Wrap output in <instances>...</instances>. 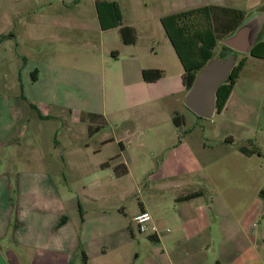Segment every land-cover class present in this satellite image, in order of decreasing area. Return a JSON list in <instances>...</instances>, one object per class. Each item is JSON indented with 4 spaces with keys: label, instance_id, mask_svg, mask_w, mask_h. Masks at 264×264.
Returning a JSON list of instances; mask_svg holds the SVG:
<instances>
[{
    "label": "crops",
    "instance_id": "obj_1",
    "mask_svg": "<svg viewBox=\"0 0 264 264\" xmlns=\"http://www.w3.org/2000/svg\"><path fill=\"white\" fill-rule=\"evenodd\" d=\"M105 1L117 4L122 25L134 28L137 40L126 45L120 27L102 29L96 10L101 41L105 45L115 41L102 56L118 60L124 49H133L127 56L135 64L117 71L104 87L109 94V111L88 112L85 117L97 116L99 125L104 120V127L89 136H98L110 127L111 135L101 145L117 144L120 152L107 160L101 159L100 154L94 157V170L99 171L100 177H113L117 181L125 176L140 179L138 184L135 181L137 205L124 204L131 194L126 189L112 192L108 186L99 187L104 204H110V210H115L117 215L106 221L107 228L91 231L89 220L84 217L77 222L69 219L59 224L62 195L67 192L57 185V174L60 175L57 167L51 172L53 176L43 173L44 181L41 178L35 186H32L31 173L1 168L0 255L5 264H84L83 254L85 264H264V130L260 124L264 91L255 90L256 84L264 89V59L247 55L246 65L225 107L207 119L211 121L210 131L216 132V136L203 131L199 140L190 141V131L185 130V125L176 127L172 119L175 112L183 115L179 105L184 104L187 90L182 82L184 68L161 23L164 16L206 5L237 8L248 16L264 10V0H251L248 9L236 6L232 0H191L186 6L174 7L154 17L148 16L150 13L144 15L148 11L147 0H124L123 4L131 12L127 23L123 21L121 1ZM58 17L63 18L61 14ZM155 18L158 19L153 23ZM158 25L165 33L166 57L157 65L139 63L136 44L144 34L149 38L155 31L160 32ZM145 69H160L164 76L155 82H146L142 76ZM39 71L36 67L30 72L34 83L40 80ZM167 72L176 79L174 86L166 82ZM245 73L250 81L249 90L239 92L237 88ZM9 92L0 93V155L15 146V136L30 117L53 118L48 113L42 114L27 94ZM257 99L261 101L258 104ZM144 118H148V126H154L153 143L169 147L152 168L124 156L125 142L134 140L138 128H147ZM161 122L166 125L156 126ZM56 142V146H63L59 140ZM96 152L101 153L102 149L97 148ZM25 159L31 162L30 157ZM61 160L67 164L66 158ZM117 167H121V173ZM192 194L197 195L188 198ZM142 211L152 216L157 234L144 237L137 234L134 217Z\"/></svg>",
    "mask_w": 264,
    "mask_h": 264
},
{
    "label": "rangeland",
    "instance_id": "obj_2",
    "mask_svg": "<svg viewBox=\"0 0 264 264\" xmlns=\"http://www.w3.org/2000/svg\"><path fill=\"white\" fill-rule=\"evenodd\" d=\"M120 1L123 21L127 23L131 19V12L123 4L124 0ZM147 1L148 11L144 15L150 13L148 16L154 17L168 13L174 7L186 6L191 0ZM232 1L244 9H248L251 2ZM59 14L63 18H59ZM157 19H153V23ZM144 27L143 24L142 30ZM158 28L160 32L155 31L149 38L143 32L144 35L138 40L135 55L139 63L157 65L166 57L163 43L165 33L161 25ZM0 35H9L10 38L0 44V93L8 90L25 93L41 108L42 114L48 113L53 117L35 120L33 116L26 120L25 127L14 138L15 146L5 149L0 155L3 157L0 159V169L15 168L21 173H31L32 186H35L41 182V178L44 181L43 173L53 176L51 172L57 167L56 171L60 173L57 174V185L67 192L62 195L63 211L59 224L69 219L77 222L84 217L86 221L89 220L91 231L94 228V232L96 229L104 230L107 228L106 221L116 218L117 215L115 210H110V204H104V195L97 189L108 186L112 192L118 188L128 190L131 194L124 204L129 207L131 204L137 205L139 195L135 191V181L138 184L141 180H133L132 176L122 177L118 181L113 177H100L99 171L94 170V159L100 154L101 159L107 160L108 157L120 153L119 148L114 143L101 145L111 135L110 127L91 138L87 126L90 120L82 118H86L88 112L104 113V110L109 109V94L104 87L117 71L135 64L127 56L133 49H124L118 60L104 59L103 52L109 46L115 45V41L111 40L108 45L101 41L94 0H0ZM225 51L220 43L215 50V57H223ZM240 58L241 55L237 54L235 63ZM36 67L40 70V80L34 83L30 72ZM169 75L167 72L166 82L174 86L176 79ZM249 83L245 73L237 90L247 92ZM255 90L264 91L259 84L255 85ZM257 100L256 104L261 102L260 99ZM179 109L185 118V130L190 131V141L199 140L203 131L206 135L209 134L210 120L197 117L183 103L179 105ZM260 124L264 130V111L260 116ZM144 125L147 128H138L133 141L125 142L124 156L139 160L138 164L146 163L147 167H153L167 153L169 147H160L153 143L151 135L155 133V129L154 126H148V118H144ZM160 125L166 124L161 122L156 126ZM163 128L166 129V126ZM217 132L220 133V130ZM210 135L216 136V132L211 130ZM146 136L150 138L145 140ZM57 140L63 146H56ZM97 148L102 149V152L95 153ZM13 149L15 150L12 152ZM27 157L31 158L30 163L26 161ZM62 158H66L67 164ZM50 159L51 162L48 161ZM75 161L77 163L74 166ZM143 173L141 169L140 175ZM132 199L133 203L130 201ZM86 234L89 235L88 231ZM141 235L144 237L148 234Z\"/></svg>",
    "mask_w": 264,
    "mask_h": 264
},
{
    "label": "trees",
    "instance_id": "obj_3",
    "mask_svg": "<svg viewBox=\"0 0 264 264\" xmlns=\"http://www.w3.org/2000/svg\"><path fill=\"white\" fill-rule=\"evenodd\" d=\"M95 6L102 29L120 27L124 44L136 43V31L132 27L122 25L120 11L116 3L95 0ZM245 18L246 13L240 9L216 5H206L161 18L165 33L184 68L182 82L187 91L193 85L198 73L215 58V50L220 44V40L238 28ZM262 34L250 54L260 59H264V36ZM8 38L9 35H0V44ZM223 47L226 51L228 50L225 46ZM226 51L222 56H225ZM246 61L247 55H241V58L233 66L228 80L219 87L216 103L217 113H220L225 107ZM142 76L146 82H155L164 76V72L160 69H145ZM96 117L95 115L86 117L87 120H90L88 128L90 136L105 125L104 120L102 124H97ZM172 119L178 128L185 125L184 116L178 112L173 114ZM116 169L121 173V167ZM125 171L126 169L122 173ZM196 195H189L188 198L196 197ZM82 257L85 264L86 256L83 254Z\"/></svg>",
    "mask_w": 264,
    "mask_h": 264
},
{
    "label": "water",
    "instance_id": "obj_4",
    "mask_svg": "<svg viewBox=\"0 0 264 264\" xmlns=\"http://www.w3.org/2000/svg\"><path fill=\"white\" fill-rule=\"evenodd\" d=\"M264 31V10L255 11L231 34L220 40L228 48L225 56L212 59L197 75L187 91L184 104L194 115L211 119L217 111V91L235 65L237 54L250 55ZM0 264H5L0 255Z\"/></svg>",
    "mask_w": 264,
    "mask_h": 264
},
{
    "label": "built area",
    "instance_id": "obj_5",
    "mask_svg": "<svg viewBox=\"0 0 264 264\" xmlns=\"http://www.w3.org/2000/svg\"><path fill=\"white\" fill-rule=\"evenodd\" d=\"M134 223L136 224L140 233L153 236L157 234L158 229L152 222V216L147 211H142L134 217Z\"/></svg>",
    "mask_w": 264,
    "mask_h": 264
}]
</instances>
